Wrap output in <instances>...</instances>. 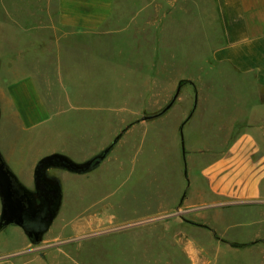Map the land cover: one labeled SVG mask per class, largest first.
Instances as JSON below:
<instances>
[{
	"label": "rangeland",
	"instance_id": "rangeland-1",
	"mask_svg": "<svg viewBox=\"0 0 264 264\" xmlns=\"http://www.w3.org/2000/svg\"><path fill=\"white\" fill-rule=\"evenodd\" d=\"M202 29L201 36L193 17L165 23V0H118L113 18L88 34L60 26L57 0H0V151L22 184L36 192L35 166L51 149L85 164L121 135L87 173L47 168L46 177L62 192L59 213L39 245L19 226L0 232V264H155L142 260L141 246H125L121 238L165 236L169 216L120 223L117 215L133 216L152 203L155 208L168 183L178 184L177 128L192 110L195 80L210 72L198 63L209 40ZM27 77L52 116L31 131L8 97L9 86ZM171 78L176 87L166 95ZM181 83L169 111L130 126L160 113ZM97 106L104 113L94 112ZM186 134L182 129V140ZM95 148L99 152L90 156Z\"/></svg>",
	"mask_w": 264,
	"mask_h": 264
},
{
	"label": "crops",
	"instance_id": "crops-1",
	"mask_svg": "<svg viewBox=\"0 0 264 264\" xmlns=\"http://www.w3.org/2000/svg\"><path fill=\"white\" fill-rule=\"evenodd\" d=\"M117 4L57 0V19L77 34L99 33ZM190 17L201 36L202 24L209 36L198 63L210 72L195 80L192 110L177 128L173 155L178 184L168 183L155 208L152 203L133 216L117 215L126 223L165 213L170 217L165 236H132L121 238V244L141 246L142 260L155 264H264V0H165V23ZM176 80L167 81L166 95ZM8 97L25 130L52 119L32 78L12 83ZM94 112L104 110L97 106ZM194 116L199 123H193ZM182 129L187 131L183 140ZM55 152L64 153L54 148L47 154ZM98 152L95 148L90 156ZM1 210L0 200V215ZM177 213L183 216L175 217Z\"/></svg>",
	"mask_w": 264,
	"mask_h": 264
},
{
	"label": "water",
	"instance_id": "water-1",
	"mask_svg": "<svg viewBox=\"0 0 264 264\" xmlns=\"http://www.w3.org/2000/svg\"><path fill=\"white\" fill-rule=\"evenodd\" d=\"M180 91L181 86L178 87L170 103L160 113L146 119L160 117L169 111L178 99ZM120 136L116 138L114 144ZM114 144L109 146L103 154L85 164H77L60 154H51L42 158L34 169L35 193L22 184L0 151V200L2 204L0 232L11 225L19 226L33 245H39L44 234L57 217L62 203L61 189L57 183L46 177L47 168L57 166L77 174L87 173L105 159ZM38 200H40V204H38Z\"/></svg>",
	"mask_w": 264,
	"mask_h": 264
},
{
	"label": "trees",
	"instance_id": "trees-1",
	"mask_svg": "<svg viewBox=\"0 0 264 264\" xmlns=\"http://www.w3.org/2000/svg\"><path fill=\"white\" fill-rule=\"evenodd\" d=\"M182 85V83L180 84V86Z\"/></svg>",
	"mask_w": 264,
	"mask_h": 264
}]
</instances>
